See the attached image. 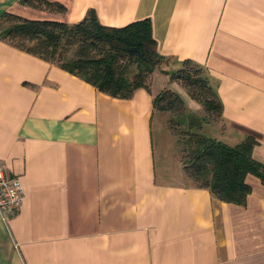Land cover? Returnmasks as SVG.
<instances>
[{
	"label": "crops",
	"instance_id": "obj_1",
	"mask_svg": "<svg viewBox=\"0 0 264 264\" xmlns=\"http://www.w3.org/2000/svg\"><path fill=\"white\" fill-rule=\"evenodd\" d=\"M48 1L65 11L0 0V32L6 13L75 24L93 9L107 27L150 20L172 63L119 99L0 38V168L25 191L0 211V264H264V183L249 175L244 205L221 201L176 156L180 168L159 169L154 138L162 91L200 110L162 72L190 60L222 106L211 137L255 138L264 164V0Z\"/></svg>",
	"mask_w": 264,
	"mask_h": 264
},
{
	"label": "trees",
	"instance_id": "obj_2",
	"mask_svg": "<svg viewBox=\"0 0 264 264\" xmlns=\"http://www.w3.org/2000/svg\"><path fill=\"white\" fill-rule=\"evenodd\" d=\"M33 8L63 13L65 7L48 0H22ZM0 38L46 61L60 65L99 91L114 98L130 99L139 89L151 90L153 74L168 61L157 50L150 20L122 28L104 26L91 9L80 22L68 24L54 19H28L6 13ZM162 72L171 83L182 85L189 97L218 118L221 103L204 72L190 60L181 68ZM160 111L177 110L176 124L182 136L183 168L200 188L209 189L227 203L244 205L251 193L249 175L264 183V164L253 157L258 142L253 137L231 146L206 136V118L187 113L182 97L166 89L155 99Z\"/></svg>",
	"mask_w": 264,
	"mask_h": 264
},
{
	"label": "rangeland",
	"instance_id": "obj_3",
	"mask_svg": "<svg viewBox=\"0 0 264 264\" xmlns=\"http://www.w3.org/2000/svg\"><path fill=\"white\" fill-rule=\"evenodd\" d=\"M43 9H46L43 7ZM47 14L49 13L48 9L45 11ZM51 13V12H50ZM46 16V15H45ZM40 17H43L42 15ZM46 19V18H44ZM172 61H166L161 68L166 67V65H170ZM182 87V85H180ZM182 89L187 93L188 92L185 88L182 87ZM198 104V103H197ZM200 105V104H199ZM185 108L187 113H193L196 114L199 118H206V122L204 124V129H206L205 135L206 136H215L219 135L221 131H223V125L221 124V120L216 116L215 114L209 113L205 108L200 105V110L197 111L195 108H192L190 105V102L185 103ZM178 111L177 110H171V111H160L157 110V114L159 119L158 126L154 129V138L155 142L157 144V164L159 169H162V167H168L172 170L180 168L177 163H172V160L169 156H176L177 159H179V163L182 164L183 159V149L185 148L183 145L184 139H182V136L180 134L179 127L176 124V120L178 119ZM164 138V139H162ZM165 142V143H164ZM163 154V155H162ZM167 154V157L165 156ZM170 169V170H171ZM182 170V169H179ZM182 172V171H181ZM186 174V172H185ZM188 177V175L186 174ZM189 178V177H188ZM189 180L195 184L190 178Z\"/></svg>",
	"mask_w": 264,
	"mask_h": 264
},
{
	"label": "built area",
	"instance_id": "obj_4",
	"mask_svg": "<svg viewBox=\"0 0 264 264\" xmlns=\"http://www.w3.org/2000/svg\"><path fill=\"white\" fill-rule=\"evenodd\" d=\"M25 199V191L19 178L10 177L0 168V211L5 217L18 209Z\"/></svg>",
	"mask_w": 264,
	"mask_h": 264
}]
</instances>
